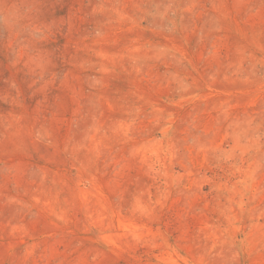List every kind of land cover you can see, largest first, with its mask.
I'll use <instances>...</instances> for the list:
<instances>
[{
    "label": "rangeland",
    "instance_id": "obj_1",
    "mask_svg": "<svg viewBox=\"0 0 264 264\" xmlns=\"http://www.w3.org/2000/svg\"><path fill=\"white\" fill-rule=\"evenodd\" d=\"M0 264H264V0H0Z\"/></svg>",
    "mask_w": 264,
    "mask_h": 264
}]
</instances>
